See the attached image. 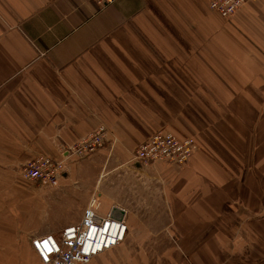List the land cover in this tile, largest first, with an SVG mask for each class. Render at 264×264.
<instances>
[{
    "label": "crops",
    "instance_id": "1",
    "mask_svg": "<svg viewBox=\"0 0 264 264\" xmlns=\"http://www.w3.org/2000/svg\"><path fill=\"white\" fill-rule=\"evenodd\" d=\"M210 1L0 0V264H44L33 238L94 195L128 231L89 264H264V0ZM100 128L55 191L22 174ZM161 129L196 140L186 165L132 160Z\"/></svg>",
    "mask_w": 264,
    "mask_h": 264
},
{
    "label": "built area",
    "instance_id": "2",
    "mask_svg": "<svg viewBox=\"0 0 264 264\" xmlns=\"http://www.w3.org/2000/svg\"><path fill=\"white\" fill-rule=\"evenodd\" d=\"M93 1L105 7L117 0ZM249 1L253 0H211L210 8L225 19H231ZM107 133L105 128H100L67 146L63 151L64 158L59 160L38 156L22 168V174L28 180L48 186L53 192L68 158L96 152L104 146ZM197 148L193 137H180L171 130L161 129L133 150L132 160L143 166L162 162L184 166ZM100 206L98 197L94 195L79 223L65 227L59 237L50 234L33 238L31 244L40 260L44 264H89L99 254L121 244L128 231L125 212L114 208L103 215Z\"/></svg>",
    "mask_w": 264,
    "mask_h": 264
},
{
    "label": "rangeland",
    "instance_id": "3",
    "mask_svg": "<svg viewBox=\"0 0 264 264\" xmlns=\"http://www.w3.org/2000/svg\"><path fill=\"white\" fill-rule=\"evenodd\" d=\"M178 135V134H177ZM185 137H187V136H185ZM42 187H46L47 188V190H50V188L48 187V186H42ZM98 200H99V198H98ZM100 201V200H99ZM101 203V202H100Z\"/></svg>",
    "mask_w": 264,
    "mask_h": 264
}]
</instances>
